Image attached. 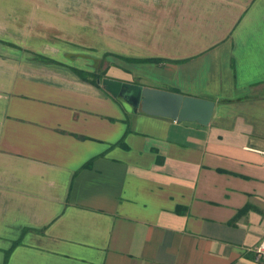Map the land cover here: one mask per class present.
Here are the masks:
<instances>
[{"label": "crops", "instance_id": "crops-1", "mask_svg": "<svg viewBox=\"0 0 264 264\" xmlns=\"http://www.w3.org/2000/svg\"><path fill=\"white\" fill-rule=\"evenodd\" d=\"M149 2L100 56L182 60L109 77L211 99L206 125L38 60L0 0V264H264V0Z\"/></svg>", "mask_w": 264, "mask_h": 264}, {"label": "rangeland", "instance_id": "rangeland-1", "mask_svg": "<svg viewBox=\"0 0 264 264\" xmlns=\"http://www.w3.org/2000/svg\"><path fill=\"white\" fill-rule=\"evenodd\" d=\"M6 1L9 2L10 8L1 14V18L7 19V23L15 24L18 22L16 26L20 30L13 31L14 34L18 33V35L23 36L27 34L29 42H31L30 32L35 30V27H41L44 36L47 35L51 42L47 40H38L37 42L34 40L33 42H39L38 46H41L45 53L57 57L61 65L84 66L88 67L86 71H95L99 74L107 68V65L114 64L115 61L113 55L103 59V56H100L102 52L106 50L120 52L122 48L119 46L123 40L121 38L122 33L125 32L124 35L128 33L127 38H124L125 43L131 42L132 22L140 21L142 16L150 10L138 8L136 5L141 1L150 3V0ZM163 1L151 0V3L158 5ZM168 1L166 0L169 4ZM152 10L153 12L156 11L155 8ZM54 41L61 42L59 45L51 44ZM119 74L120 71L117 67L111 66V69L108 70V76H118Z\"/></svg>", "mask_w": 264, "mask_h": 264}, {"label": "water", "instance_id": "water-1", "mask_svg": "<svg viewBox=\"0 0 264 264\" xmlns=\"http://www.w3.org/2000/svg\"><path fill=\"white\" fill-rule=\"evenodd\" d=\"M102 87L114 97H120L135 110L161 117H170L178 121H198L206 125L215 107L210 99L183 95L159 88L142 86L115 78L98 80Z\"/></svg>", "mask_w": 264, "mask_h": 264}, {"label": "trees", "instance_id": "trees-1", "mask_svg": "<svg viewBox=\"0 0 264 264\" xmlns=\"http://www.w3.org/2000/svg\"><path fill=\"white\" fill-rule=\"evenodd\" d=\"M111 55H113V57H118V58H121V59H126V61H129V62H136V63H154V64H160V63H164V62H180L182 59H180V60H177V61H171V60H169L168 58H154V57H152V58H147V59H136V58H126V57H120V56H117V55H115L114 53H106L105 55H103V59L104 58H106V57H108V56H111ZM36 56V58L38 59V60H43V62H46V63H55V62H57V63H59L56 59L54 60V59H51V58H49V57H47V56H42V54L41 55H35ZM112 65V64H111ZM110 64L107 66V67H110L111 66ZM73 71H74V73L75 74H77V76H79L81 79H85V81H88V82H91L92 84H94V85H100V87L104 90V91H106L103 87H102V85L100 84V82L99 81H97L98 80V78L100 79V80H102L103 78H105V77H107V78H111V77H109V76H107L106 75V69L102 72V73H100L99 74V72H88V71H85V69H78V68H73ZM107 92V91H106ZM108 93V92H107ZM109 94V93H108ZM110 95V94H109ZM18 242L19 241H16V242H14L13 243V245H12V248L14 247V246H16V244H18ZM11 251H7V253H5V258H4V264H6V262H7V258H8V256H9V253H10Z\"/></svg>", "mask_w": 264, "mask_h": 264}, {"label": "built area", "instance_id": "built-area-1", "mask_svg": "<svg viewBox=\"0 0 264 264\" xmlns=\"http://www.w3.org/2000/svg\"><path fill=\"white\" fill-rule=\"evenodd\" d=\"M253 251L258 261H262L264 263V238L261 240L260 244H257Z\"/></svg>", "mask_w": 264, "mask_h": 264}]
</instances>
